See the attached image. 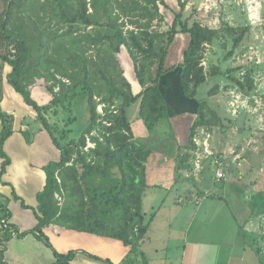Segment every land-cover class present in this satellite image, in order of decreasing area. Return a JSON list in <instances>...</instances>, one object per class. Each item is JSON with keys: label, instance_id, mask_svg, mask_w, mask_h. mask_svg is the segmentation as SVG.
Instances as JSON below:
<instances>
[{"label": "trees", "instance_id": "trees-1", "mask_svg": "<svg viewBox=\"0 0 264 264\" xmlns=\"http://www.w3.org/2000/svg\"><path fill=\"white\" fill-rule=\"evenodd\" d=\"M188 1L176 0L178 10H173L166 0H0V184L12 189L11 197L0 192V264H7V242L29 234L49 247L57 262L71 260L77 250L59 252L44 233L51 224L118 239L129 248L118 264H148L141 249L150 227L143 197L153 153L137 141L128 107L138 102V119L147 134L163 120L169 132L176 130L160 81L165 73L179 69L180 93L193 101L195 111L183 132V142H173L176 179L181 170L192 167L198 132L225 129L224 118L208 100L219 91V84L206 98L198 96L199 87L209 76L203 64L207 45L216 39L217 29L186 15ZM161 7L173 14L165 30L161 28L165 22ZM223 24L232 33L241 28L244 35L248 29V25ZM181 34H187L188 41L176 58L169 53ZM242 35L234 39V46ZM123 48L132 63L137 91L118 58ZM6 66L10 71L4 75ZM240 67L225 71L230 82L225 89L234 86L249 95L256 89L255 70L246 68L239 77L235 73ZM38 79L44 80L50 94L47 101L38 102L32 95L31 87ZM4 84L23 97L35 112L40 129L47 131L60 151L58 159L41 167L45 181L35 194V206L28 205L12 184L2 179L11 163L4 144L14 132V123L28 144L32 140L25 118L2 109ZM77 100L87 105L89 116L78 137H73L70 126L77 118L72 115V105ZM61 110L71 113L62 118L65 124L50 122L48 115L58 117ZM88 140L94 145L86 149ZM12 200L32 211L33 226L23 229L12 221Z\"/></svg>", "mask_w": 264, "mask_h": 264}, {"label": "rangeland", "instance_id": "rangeland-1", "mask_svg": "<svg viewBox=\"0 0 264 264\" xmlns=\"http://www.w3.org/2000/svg\"><path fill=\"white\" fill-rule=\"evenodd\" d=\"M166 2L173 10H178L176 0H166ZM161 9L165 16V22L161 23V28L165 30L168 28L173 14L165 7H161ZM186 15H191L192 20L198 19L202 23L217 29L216 39L207 45L203 64L209 76L206 82L199 87L198 96L206 98L207 92L216 84H219V91L213 97H209L208 100L224 118L225 132L223 130L224 133L221 135V131H219L218 128H214L213 137L210 134L208 138L209 151H211L212 154L208 155L203 151L204 149L202 147L199 153L202 158L206 160L209 159L208 161L210 162H212V160H217L215 163L218 164V158L214 151L224 143L221 149L228 151V153L225 154L228 160L227 165L222 163L221 167L215 166L214 163H208V165L206 164L202 169L199 168V177L195 176L192 181L188 175L194 173V171H190L196 166L194 163L196 154H194L191 158L192 160L190 159L192 167L189 169L188 173L185 174L186 176L184 173L182 176L188 179L190 178V182H186V184H183L181 187V190L185 189L186 192H176L175 189L171 191L170 189L165 190L160 188L163 185H160L158 188H155V186H148L143 199L146 221L151 224L150 231H148L149 233L147 232L146 238L150 234L154 235L156 233V235L152 237V240L155 241L156 239L159 240L158 243L162 242L163 232L165 228L171 224L173 227L169 229V232H171V237L174 240L173 244L175 242L178 244L182 236L179 230H177V226L185 227L180 224L186 223V217L188 219L194 217L192 221L193 227L198 228L199 226V228L195 230L197 233L194 234V237L197 236V238H199L198 235L202 236L203 231L201 227H208L204 238L205 245L202 247L200 245V248L204 249L210 246L211 254L220 259L223 248L221 245L217 247V244H211L210 239L219 241V236L226 237L225 240L229 239L231 236L230 232L234 229V221L235 224H242L241 227H243V224H245V216L252 213L254 216L258 215L259 217L257 221H254L252 227L249 226V231L252 229L254 230L253 232L257 234L254 238H251L246 232H243L241 238L242 241H246L248 248L246 253H248V255L254 254L253 261L251 260L250 264H264V252L259 255L254 250L256 246L253 245V242L257 243V245L259 243V247L262 249L261 251L264 250V106L260 109L262 102L258 104L255 103V100L252 99L251 101L247 96L238 94L235 89L232 90L234 86L225 89L227 85H230L225 71L239 65L241 67L239 71L235 73V75L239 77V72L245 70L247 67H252L255 70L257 78L264 77V63L260 65L251 64L248 66L245 57V52L250 49V46H253V49L257 51V55L264 50V0H189L186 6ZM223 22L234 27H246L248 25V29L246 33L244 32V35H242L241 28H238L236 33H232ZM241 35L242 40L237 46H234V39ZM187 41V34L177 35L169 54H173L176 58H179L182 50L187 45ZM247 47L248 49L246 50ZM118 58L125 74L133 85L134 91H137L138 86L132 63L124 48L118 54ZM214 69H217V74L211 75ZM9 71L10 67L6 66L4 75ZM255 77L254 79L256 81ZM164 82L165 81L162 82L163 86H165ZM31 90L33 97L38 102H44L50 97L43 79H38L31 87ZM45 95H47L48 99L44 97ZM166 97L169 98L170 111L172 113L173 111L188 109V104L185 103L186 100L183 101L180 91L177 93L169 91V95L167 94ZM171 100L174 103L173 106ZM81 101L82 100L78 101L76 105H72V115L77 118L70 126V134H72L73 137H78L89 116L87 105ZM241 103L245 104V106H241ZM236 105V112H234L233 107ZM253 107L255 108L252 109ZM100 109L101 105L98 106V111H100ZM189 109H191V106ZM127 110L130 120H133V123L135 122L134 125L138 133L137 135L135 134L137 141L149 146L152 153H162L163 156H169L175 148L173 142L178 139L176 130H172L169 135H163L162 130L165 132L170 130V128L167 129L166 120H163L150 134L143 135L140 133L142 129H138L139 126L137 127L136 125L139 121L138 102L132 103ZM68 115H71V113L61 110L58 117L49 114L48 118L52 123L58 121L61 125H64L66 121L62 120V118ZM192 117L193 114L189 111H183L180 114L171 116L170 122L178 128L185 126L187 129L191 123ZM24 121L29 125L31 138L34 139L40 123L32 118L29 119V117H26ZM140 123H142L141 120ZM183 129L185 132L186 129ZM201 131L202 129L198 132V135L203 140L204 134H201ZM184 137L183 135L181 141L184 140ZM210 140L212 146H210ZM88 142L91 144L90 141ZM229 146L231 148H229ZM210 147L213 148L211 149ZM170 156L174 157L173 155ZM218 168H221L224 172L222 178L217 177L216 173ZM180 172H182V170ZM176 174L175 172V175ZM79 176L82 178V171ZM197 178L200 180L196 181ZM151 179L152 181L155 180V178ZM177 180L181 179L177 178L176 182ZM248 185L249 187H247ZM159 188L160 190H158ZM189 191L191 192L189 193ZM260 192H262V194H260ZM183 193L186 194V196H193L191 200L188 201V206L183 209L185 214H180L182 209L178 207L180 206L179 204H176L178 206H172V209H166L164 207L159 209V204L163 198L166 200L165 204L169 205L172 203V198H175L176 195H182ZM196 194L203 197L198 203L195 202V198L197 197ZM211 195L219 196H216L215 199L209 198L208 196ZM200 202L201 204H199ZM156 211L159 212L158 215H156ZM197 211H199V213L195 215ZM153 213H155L156 216L154 215L155 218L153 217L151 219ZM158 245L161 250H164L166 241ZM176 250L175 248V252ZM226 250H224V252ZM159 255H162V257L166 256L164 253H160ZM256 256L258 258L254 261V257ZM222 257L224 258L225 256ZM259 261H261V263Z\"/></svg>", "mask_w": 264, "mask_h": 264}, {"label": "crops", "instance_id": "crops-1", "mask_svg": "<svg viewBox=\"0 0 264 264\" xmlns=\"http://www.w3.org/2000/svg\"><path fill=\"white\" fill-rule=\"evenodd\" d=\"M179 73H180L179 69L176 68L172 71L165 73L161 77L160 87L168 102L169 112H171L169 105V98L166 96L167 94L169 95V91H173L175 93L180 91ZM255 76H256L255 91L249 95H244V96H247L251 101L252 99L255 100V103L260 104L262 102L261 103L262 105L260 106L261 109V107L264 106V77H261L262 78L261 79V78H257V75ZM162 79L163 81H165L164 82L165 86L162 85L163 82ZM234 89L235 88H233L232 90ZM237 92L241 93L239 91ZM44 97L48 99L47 95H45ZM182 98L183 101L186 100L185 103L188 104L187 106L188 109L173 111V113L172 112L170 113V116H173L175 114L176 115L180 114L183 111L186 112L189 111L191 114L194 113L195 105L193 101H191L190 99H185L183 96ZM173 105L174 103L172 104V106ZM190 106L191 109H189ZM1 107L4 111H6L9 114H12L17 118L29 117V119L31 118L34 119L35 117V112L30 106H28L24 102L23 97L18 92H16L11 86L6 84H4V95L1 101ZM254 108L255 107H253L252 109ZM134 123H133V128L135 134L137 135L138 133L136 132L137 129ZM139 123L140 120L136 125L137 127L139 126L138 129H142V132L140 133L146 135L147 132L145 129H143V125H141L142 123H140V125ZM16 128H18L17 122L14 123L13 134L8 138V140H6L4 144V149L6 153L10 156L11 163L7 167V171L3 175L2 179L3 181L11 183L12 186L15 188L17 194L20 195L22 198H24V200L28 205L35 206L36 205L35 194L38 190L42 189L45 181V173L41 169V167L46 163H48L49 161L58 159L60 155V151L51 141L50 135L47 133V131L40 129V126L39 129L36 131V136L34 137V139L32 138L29 144L27 143L22 132H19V130H15ZM175 128L179 141L183 142L181 141V138L184 135L183 128L186 129V127L182 126V128H178L175 126ZM223 130L220 132L221 135H223V133L225 132V130L224 132ZM162 133L163 135L166 134L169 135L170 132L169 131L165 132L164 130H162ZM208 133L211 134L213 137V133H214L213 130L209 131ZM204 138L205 136L203 135V139ZM210 146H212L211 140H210ZM223 146L224 143L222 146H220L218 149H215L214 151L216 152V156L218 158V164L215 163V161L217 160H212V162H210L208 161L209 159L206 160L204 158H201L200 162H197V160L195 159L194 163L196 166L190 170L191 172L194 171V173L188 175L192 181L194 180L195 176L199 177L198 174L199 168L202 169L203 167H205L206 164L208 165V163H214L215 166L217 167L221 166L222 163L227 165L228 158L226 157L225 154H227L228 151H225V149L222 150L221 147ZM229 148L231 147L229 146ZM174 150L170 155L174 154L173 153ZM194 154H195V150L192 151V156ZM170 155L163 156L162 153L161 154L153 153L151 155L150 160L147 164L148 185L155 186V188H158L160 185H163L160 188L165 190L170 189L171 191L172 190L174 191L175 189L176 192L177 191L186 192L185 189L181 190V187L183 186V184H186V182L189 183L190 178L188 179L182 176L183 173L184 175L188 173L190 168H184V170H182L181 177L178 178L181 180H177L176 182L177 174L175 175V171H174L175 160L174 157ZM151 178L153 179L155 178V180L152 181ZM199 180L200 179L197 178L196 181ZM160 188L158 190H160ZM11 190L12 189L9 185L0 184L1 193L11 197ZM190 192L191 191H189V193ZM182 195H176L175 198H172L171 199L172 203H170L169 205L165 204L166 200L165 198H163V200L159 204V209L161 207H164L166 209H172V206H178L176 204H179L180 206L178 207L182 209L180 211V214L182 215L185 214L183 209L188 206L189 204L188 201H190L193 196L192 195L186 196V194L184 193ZM196 196L197 197L195 198V202L197 203L200 201V199H203V197L200 196L199 194H196ZM215 196H219V195H211L208 197L215 199L216 198ZM201 202L199 204H201ZM9 206L12 211V221L17 223L21 228L23 229L30 228L35 224L36 221L35 218L33 217L32 211L30 209L22 208L18 200L10 201ZM155 213L156 215H158L159 212L156 211ZM198 213L199 211H197L195 215H197ZM258 217H259L258 215L254 216L252 213L250 215L248 214L247 216H245V224H243V227H241L242 224L241 225L239 223L235 224L234 221V229H232V231L230 232L231 236L227 240H225L226 237H221V236L219 237L222 240L219 238V241L210 239L211 244L213 245L217 244L216 245L217 247L221 245V247L223 248V252L220 255L221 256L220 259L214 257V255L211 254L210 246L209 248L208 247L204 249L200 248V245L201 247L205 245L204 238L208 227L200 226L202 228L201 230L203 231L202 236L198 235L199 238H197V236L194 237V234L197 233L195 232V230L199 228V226L198 228H194L192 225V221L194 220V217H192V219H188L186 217L185 219L186 223L180 224L185 227L177 226V230H179L182 236V238H180L181 240L180 243L177 244V242H175L173 244L174 240L171 237L172 236L171 232H169V229L173 226L169 224V226L165 228L163 232L162 242H160L163 243L164 241H166L164 250H161L159 248L158 245L160 244L158 243L159 240L156 239L155 241L152 240V237L156 235V233L154 235L150 234L147 238L144 239L142 250L148 258V264H250V261L251 260L253 261L254 254L248 255V253H246L248 249L247 244L246 241H242L241 236L243 235V232H246V234L249 235L251 238H254L256 236L257 233H254L253 232L254 230L251 229L249 231L250 228L249 226L252 227L254 221L258 220ZM148 231H150V227ZM44 233L48 236L53 247L59 252L66 253L72 249L77 250L74 257L68 261L57 262L55 260L52 250L49 247H47L42 241L38 240L33 234H29L21 239L17 237H13L9 242H7V250L5 252V260L7 264H107L104 261L86 255L84 251L97 255L101 258L110 259L113 263L118 264L124 259V257L126 256L129 250V248L126 245H124L122 241L118 239L101 236L93 233L77 232L54 224L45 227ZM253 245L256 246L254 247V250L259 255L262 252H264V250L261 251L262 249L259 247L260 246L259 243L257 245V243L253 242ZM175 248L177 249L176 252H175ZM226 249L228 250V252ZM224 250L226 251L224 252ZM160 253H164L166 254V256L162 257V255H159ZM222 256L225 257L223 258ZM257 258H258L257 256L254 257V261L257 260ZM259 262L261 263V261Z\"/></svg>", "mask_w": 264, "mask_h": 264}, {"label": "built area", "instance_id": "built-area-1", "mask_svg": "<svg viewBox=\"0 0 264 264\" xmlns=\"http://www.w3.org/2000/svg\"><path fill=\"white\" fill-rule=\"evenodd\" d=\"M256 52L257 51L255 49H253V46L252 47L250 46V49L247 52H245L246 54L244 53L245 54V57L247 59L248 66L251 65V64L260 65L261 63H264V50L261 51V53L259 55H257ZM247 68H249V67H247ZM245 71H246V69L243 70V71H241V72H239V74L242 76V75L245 74ZM238 94L243 95L241 93H238ZM241 106H245V104L241 103ZM236 107H237V105L233 107V111L234 112H236ZM100 111H101V109H100ZM201 134H204V136H205V138L203 140H202V138L199 137V135H196L194 137V142L197 145V147L195 149V154H196V160H197V162H200V160L202 158L201 154L199 153V150H200L201 147L204 149L203 151L206 152L208 155H211L212 154L211 151H209V140H208V138H209L210 134L208 132H206L205 130H202L201 131ZM88 141H87V145L85 147L86 149L88 147H93V145H94L92 142L90 144ZM216 174H217V177L218 178H222L224 176V172H223V170L221 168H218Z\"/></svg>", "mask_w": 264, "mask_h": 264}]
</instances>
